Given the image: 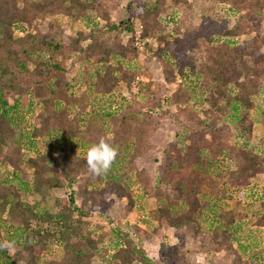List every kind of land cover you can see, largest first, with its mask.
Listing matches in <instances>:
<instances>
[{
    "label": "trees",
    "instance_id": "obj_1",
    "mask_svg": "<svg viewBox=\"0 0 264 264\" xmlns=\"http://www.w3.org/2000/svg\"><path fill=\"white\" fill-rule=\"evenodd\" d=\"M131 1V14L116 22L102 0H0V244L12 245L0 248V264H190L194 252H223L227 264L262 257L264 199L250 211L226 200L229 187L264 171V156L252 145L255 123L264 132V0ZM56 15L81 20L88 31L66 45L55 23L45 33L28 31ZM136 42L147 61L163 65L160 91L175 84L168 97L138 78L145 73L133 64ZM65 46L82 71L72 81ZM172 108L182 131L160 166L165 189L161 178L152 185L137 178L135 162L151 155L152 112ZM100 138L117 156L107 173L94 176L85 154ZM192 166L191 175H179ZM22 191L39 199L23 201ZM54 191L60 195L48 208ZM114 193L126 201L124 213L139 212L145 197L156 207L132 233H97L93 215L105 219L97 210ZM147 228L149 239L164 228L189 232L196 248L166 251L163 243L153 259L141 246ZM52 242L62 248L59 261L48 255Z\"/></svg>",
    "mask_w": 264,
    "mask_h": 264
},
{
    "label": "rangeland",
    "instance_id": "obj_2",
    "mask_svg": "<svg viewBox=\"0 0 264 264\" xmlns=\"http://www.w3.org/2000/svg\"><path fill=\"white\" fill-rule=\"evenodd\" d=\"M19 3L22 0H18ZM104 3L108 5L109 9H112L113 19L118 22L123 18L129 16L132 10H126L125 7L127 3H130L131 7H134L131 4V0H102ZM89 15L96 16L94 11H90ZM50 23H55L59 25L58 28L52 26V29L60 30L61 38L65 40L64 44H67V40L71 37L76 35L78 31H88V28L83 24L81 20L73 21L68 16L65 15H56V16H46L44 19L36 20L28 31H32L34 33H45ZM261 31L264 32V24L260 27ZM139 34V32H137ZM15 37L20 36V33L17 31L14 34ZM152 45L155 43L150 41ZM136 45L139 49V56L136 61L133 63L136 67L141 70L142 76L138 77L140 80L144 82H149L153 85V89L158 93H162V97H168L172 89L175 88V84L167 85L168 90L161 92L160 89L164 86V74H163V65L158 60H149L147 61L146 54L142 53L143 51V44L136 42ZM66 47L67 53L62 58V61L65 62L64 65L69 70L68 79L72 81L73 78L76 76H80L82 74L81 69H79L78 64L71 65V62L74 60V55L71 53V49ZM51 57V56H49ZM48 58V57H47ZM58 59L61 57L58 56ZM145 67H147V71H145ZM178 80V79H177ZM166 85V84H165ZM75 86V85H74ZM74 93L78 94L83 90V85L78 84L73 89ZM135 88H133V91ZM125 94V95H124ZM123 96H127V93H123ZM257 113H253L254 116H258L260 110L256 111ZM75 113L73 112V115ZM71 115V116H73ZM152 115H157V130L156 132L152 133L150 139L148 140L149 143V158L141 157L135 162V171L141 172L142 174L138 177H141L145 182L149 184H154L161 178V182H159L162 188H165L167 183L163 180L165 177L162 175L163 171H161V165L165 163L167 157L175 153L174 148L177 146L176 143L178 142L177 134L182 131L181 126L178 122V113L175 109H156L152 112ZM180 120H182L180 118ZM253 147L262 153L264 156V132L263 127L260 122L255 123L254 126V139L252 141ZM33 155L32 153L27 152L26 157ZM264 164V163H263ZM228 166H222L219 171L225 172V169ZM193 170V166L187 167L185 171H179V175H183L184 177H188L191 175L190 170ZM7 170H10L9 168ZM135 171L132 174L135 176ZM216 171L215 174L220 173ZM4 172V169L0 168V175ZM132 177V176H131ZM207 179V178H206ZM221 183V181H220ZM165 186V187H164ZM207 188V187H206ZM166 189V188H165ZM224 189V186L223 188ZM232 196L226 200V203L229 207L235 206V201L241 202V207L248 211L254 208V205L257 207L259 201L264 199V171L258 173L256 176L251 178L249 182L245 186H233L229 187ZM59 196L60 193L58 191H54L52 195H49L46 198L47 207L50 208L53 204V198ZM20 196L23 201L33 203L35 200L39 199L38 196H32L29 194V191H22ZM54 196V197H53ZM111 199L105 198L102 206L97 210L98 213H101L105 219L102 220L96 216L94 213V217L92 218V223H96L101 226L102 228L95 229V232H108L111 228H120L132 233V226L134 224L142 225V218L146 217V215L156 207V201L153 198H143L140 202V210L139 212L133 211L130 213H124L122 206L126 203L124 199H118L117 194H111ZM142 239H141V246L147 252L148 256L153 259H156L161 256L163 248L162 244L164 243L166 251H172L175 248H184L189 251L194 252L196 245L193 243V239L191 234L186 231H174L169 228H164L162 232L159 233L158 238L151 237L150 239L147 238L151 232L150 228L143 229ZM257 234H261L260 231H256ZM145 236V237H144ZM261 236V235H260ZM133 237V234H131ZM160 237V238H159ZM161 243V244H160ZM49 257L52 260L59 261L62 257V248L56 242H52L49 246ZM162 248V249H161ZM164 252V251H163ZM228 258L223 254V252L219 253H206L202 252L197 254L196 252L190 257V264H227ZM94 264H101L99 259L94 260ZM106 264V263H105ZM252 264H264V252L262 253V257H258L256 262Z\"/></svg>",
    "mask_w": 264,
    "mask_h": 264
},
{
    "label": "clouds",
    "instance_id": "obj_3",
    "mask_svg": "<svg viewBox=\"0 0 264 264\" xmlns=\"http://www.w3.org/2000/svg\"><path fill=\"white\" fill-rule=\"evenodd\" d=\"M117 150L104 138H100L98 142L92 144L86 154V164L89 172L96 176L102 175L109 171L115 158ZM11 244H0V248L11 249Z\"/></svg>",
    "mask_w": 264,
    "mask_h": 264
}]
</instances>
